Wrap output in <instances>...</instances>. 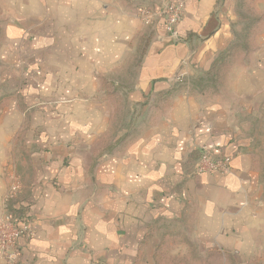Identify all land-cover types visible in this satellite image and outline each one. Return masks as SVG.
<instances>
[{"label":"crops","instance_id":"0c3cea01","mask_svg":"<svg viewBox=\"0 0 264 264\" xmlns=\"http://www.w3.org/2000/svg\"><path fill=\"white\" fill-rule=\"evenodd\" d=\"M233 9L0 0V216L17 185L32 230L13 264H264V23L224 54ZM203 149L228 171L197 172Z\"/></svg>","mask_w":264,"mask_h":264},{"label":"built area","instance_id":"2783aa9c","mask_svg":"<svg viewBox=\"0 0 264 264\" xmlns=\"http://www.w3.org/2000/svg\"><path fill=\"white\" fill-rule=\"evenodd\" d=\"M184 6L180 2H168L164 5L162 15L165 20V32L170 38L178 41L177 26L182 21ZM148 22L146 12H142ZM229 158L213 160L208 150L203 149L197 163V172H220L228 171ZM19 190L15 185L8 195L4 198V209L0 216V253L9 264L16 262L20 255L18 242L22 238L32 237V230L29 223L22 216L10 211L7 208V202L13 199Z\"/></svg>","mask_w":264,"mask_h":264},{"label":"rangeland","instance_id":"374dc122","mask_svg":"<svg viewBox=\"0 0 264 264\" xmlns=\"http://www.w3.org/2000/svg\"><path fill=\"white\" fill-rule=\"evenodd\" d=\"M254 0H234V13L236 17L235 24L237 26H241L244 24L251 25L256 22L259 23L263 21L264 23V14L262 11H259V9H264V0H259V9L257 10L253 6ZM254 13H259L261 17L259 18L254 17ZM235 37L243 38V31H235L234 32ZM241 38V39H242ZM186 240H183V238H180L179 245L182 246H188L190 248L189 244H186ZM194 255V254H193ZM190 256V255H180L176 257L178 260V264H220V258L217 255H206L205 257L199 258L198 256Z\"/></svg>","mask_w":264,"mask_h":264},{"label":"trees","instance_id":"16d2710c","mask_svg":"<svg viewBox=\"0 0 264 264\" xmlns=\"http://www.w3.org/2000/svg\"><path fill=\"white\" fill-rule=\"evenodd\" d=\"M261 14V13H260ZM259 13H254V17L259 18V16L261 17ZM262 22H259L256 24L253 23L251 25H242V29L241 31H243V38H238L235 37L234 39V43L232 44V46L228 49L227 52H225L224 54H231L233 52H238V51H242V52H248L250 50L249 47V41L252 39V37L254 36V34L256 33V28H259L262 25Z\"/></svg>","mask_w":264,"mask_h":264}]
</instances>
